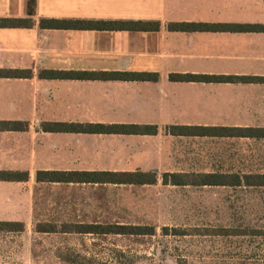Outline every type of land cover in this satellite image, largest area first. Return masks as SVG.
I'll list each match as a JSON object with an SVG mask.
<instances>
[{"label":"crops","instance_id":"1","mask_svg":"<svg viewBox=\"0 0 264 264\" xmlns=\"http://www.w3.org/2000/svg\"><path fill=\"white\" fill-rule=\"evenodd\" d=\"M0 18H30L34 24L0 28V68L35 72L32 79L0 78V122L29 124L27 131L0 130V170L157 171L171 138H220L226 147L221 169L264 170V138L167 131L169 126L264 128V83L170 80L172 74L264 77V32L169 29L171 24L264 26V0H35L32 14L29 0H0ZM42 19L147 22L160 28L45 29ZM43 69L151 73L159 80H43L37 77ZM44 122L155 125L159 131L45 132Z\"/></svg>","mask_w":264,"mask_h":264},{"label":"rangeland","instance_id":"2","mask_svg":"<svg viewBox=\"0 0 264 264\" xmlns=\"http://www.w3.org/2000/svg\"><path fill=\"white\" fill-rule=\"evenodd\" d=\"M220 138L165 141L160 180L146 186L0 183V221H22L21 233L0 232V264H264V187L163 185L162 173L264 174L223 170ZM40 223L149 225L154 236L37 232ZM186 230L164 235L163 228Z\"/></svg>","mask_w":264,"mask_h":264},{"label":"trees","instance_id":"3","mask_svg":"<svg viewBox=\"0 0 264 264\" xmlns=\"http://www.w3.org/2000/svg\"><path fill=\"white\" fill-rule=\"evenodd\" d=\"M35 0H29V12H33ZM33 21L30 18H0V28H31ZM40 28L45 29H97L157 31L158 23L147 22H98L42 19ZM171 31L193 32L199 30H226V31H254L264 32V26H199L188 24H171ZM35 72L32 69L0 68V78L32 79ZM39 79L48 80H122V81H153L159 80L158 74L128 73V72H77L59 70H40ZM170 80L174 82H201V83H264L263 76L237 75H202V74H172ZM29 124L25 122H0L3 131H27ZM41 130L45 132L88 133V134H121V135H156L159 128L155 125L137 124H90V123H61L44 122ZM169 134L173 136L198 137H245L264 138V128L257 127H215V126H169ZM29 171L0 170V181L28 182ZM160 180L157 171H60L39 170L36 172L38 183L63 184H98V185H156ZM163 185L173 186H252L264 187V174L240 175L224 173H162ZM25 231V223L20 221H0V232L21 233ZM37 232L47 234L76 233L93 236H154L156 228L149 225H130L119 223H64L61 227L51 223H40ZM164 235H186V230H162ZM69 263L76 264L73 260Z\"/></svg>","mask_w":264,"mask_h":264}]
</instances>
